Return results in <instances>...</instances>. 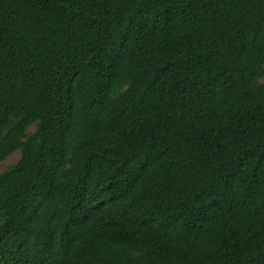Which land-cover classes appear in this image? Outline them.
I'll use <instances>...</instances> for the list:
<instances>
[{
    "label": "trees",
    "instance_id": "1",
    "mask_svg": "<svg viewBox=\"0 0 264 264\" xmlns=\"http://www.w3.org/2000/svg\"><path fill=\"white\" fill-rule=\"evenodd\" d=\"M264 0H0V264H264Z\"/></svg>",
    "mask_w": 264,
    "mask_h": 264
},
{
    "label": "rangeland",
    "instance_id": "2",
    "mask_svg": "<svg viewBox=\"0 0 264 264\" xmlns=\"http://www.w3.org/2000/svg\"><path fill=\"white\" fill-rule=\"evenodd\" d=\"M262 82H264V78L262 79ZM19 156V152H15L7 157L4 161L0 162V171L15 163L19 159Z\"/></svg>",
    "mask_w": 264,
    "mask_h": 264
}]
</instances>
